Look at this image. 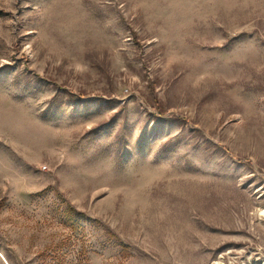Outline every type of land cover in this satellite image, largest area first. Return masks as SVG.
<instances>
[{"label":"rangeland","instance_id":"374dc122","mask_svg":"<svg viewBox=\"0 0 264 264\" xmlns=\"http://www.w3.org/2000/svg\"><path fill=\"white\" fill-rule=\"evenodd\" d=\"M0 264H264V0H0Z\"/></svg>","mask_w":264,"mask_h":264}]
</instances>
